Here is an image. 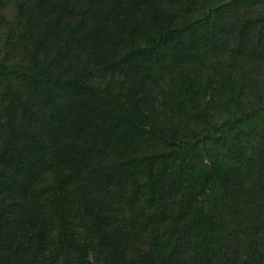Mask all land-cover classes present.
<instances>
[{
  "label": "trees",
  "instance_id": "trees-1",
  "mask_svg": "<svg viewBox=\"0 0 264 264\" xmlns=\"http://www.w3.org/2000/svg\"><path fill=\"white\" fill-rule=\"evenodd\" d=\"M5 1L0 264H264V0Z\"/></svg>",
  "mask_w": 264,
  "mask_h": 264
},
{
  "label": "rangeland",
  "instance_id": "rangeland-1",
  "mask_svg": "<svg viewBox=\"0 0 264 264\" xmlns=\"http://www.w3.org/2000/svg\"><path fill=\"white\" fill-rule=\"evenodd\" d=\"M2 13L5 17V19L3 18L4 20L6 19L10 21L15 20V7H14L13 0L5 1V6H4ZM6 32H7L6 27H4L3 24H0V52H2L3 50L1 47L4 45Z\"/></svg>",
  "mask_w": 264,
  "mask_h": 264
}]
</instances>
